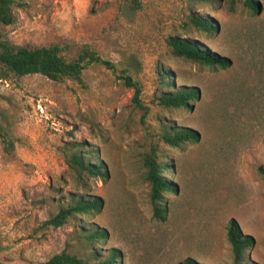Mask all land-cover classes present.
Returning a JSON list of instances; mask_svg holds the SVG:
<instances>
[{"label":"rangeland","instance_id":"374dc122","mask_svg":"<svg viewBox=\"0 0 264 264\" xmlns=\"http://www.w3.org/2000/svg\"><path fill=\"white\" fill-rule=\"evenodd\" d=\"M13 1L0 40L58 45L66 59L88 46L110 66L88 65L81 82L41 74L0 81V264H41L62 250L89 264L110 250L119 253L115 264L187 257L235 264L226 236L231 218L253 238L240 264H264V0H254L256 13L245 0ZM190 15L217 29H197ZM170 37L195 41L230 65L174 56ZM135 88L142 107L133 102ZM189 88L198 96L187 108L160 104L162 95ZM168 127L197 141L169 146L161 139ZM76 144L102 162L106 176L79 179L69 170L64 155ZM152 148L157 161L171 164L163 175L176 188L162 193L163 219L143 165ZM79 196L103 205L59 227L44 223ZM95 230L106 237L87 240Z\"/></svg>","mask_w":264,"mask_h":264},{"label":"trees","instance_id":"16d2710c","mask_svg":"<svg viewBox=\"0 0 264 264\" xmlns=\"http://www.w3.org/2000/svg\"><path fill=\"white\" fill-rule=\"evenodd\" d=\"M249 8L256 13L258 11L254 0H245ZM14 4L13 0H0V23L10 24L11 8ZM190 22L197 29L210 33L217 29V26L207 18L190 15ZM167 43L174 56L198 62L204 65L226 68L230 65L228 58L220 56L214 52H210L206 48L201 47L197 42L190 41L184 38L170 37ZM91 64H110L103 60L94 50L88 46H83L78 53L66 59L61 55V48L58 45H49L41 47H24L11 45L3 40H0V81L8 80L12 76H25L32 74H41L53 81H62L71 79L77 82L82 81L83 70ZM160 76L167 77L168 73L163 72ZM125 83L133 86L130 76L123 75ZM170 80V78H168ZM161 83H166L161 78ZM198 92L195 88L186 90L174 91L171 94H164L160 97V104L168 108H187L189 101L196 99ZM133 102L137 107H142L139 100V89L135 88ZM161 139L169 146H177L185 141H197V135L190 131H175L171 132L170 128H165L161 135ZM3 150L7 153H12L14 144L10 140L3 137ZM155 148H152L149 153H146L143 158V165L146 169V179L150 184V198L153 204V210L157 217L163 219L164 209L161 207L162 193L172 190L175 191V185L163 175V169H171V164L166 161L159 162L156 160ZM91 153L84 150L80 144L72 146L64 155L65 162L71 172L79 179L82 175L89 176H106L103 171V164L99 162H91ZM259 175L264 178V166L258 168ZM103 205L101 198L97 196L85 197L79 196L72 198L66 206H61L57 213L46 220V225L59 227L64 222L77 214H88L91 211H99ZM227 241L230 244L233 262L240 264L245 259L246 251L253 244V238L250 235L244 234L238 222L231 218L227 222ZM106 237L104 230L91 231L85 238L89 241L100 240ZM119 256L117 250H110L108 257L93 264H115L116 258ZM41 264H89L82 261L76 255L68 253L66 250L53 255L48 260ZM177 264H198L191 257H187Z\"/></svg>","mask_w":264,"mask_h":264}]
</instances>
